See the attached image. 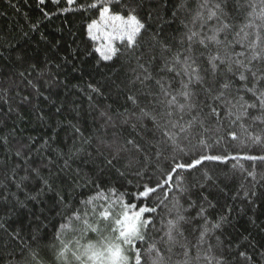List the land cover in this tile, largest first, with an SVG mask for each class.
Segmentation results:
<instances>
[{
	"label": "snow or ice",
	"instance_id": "obj_1",
	"mask_svg": "<svg viewBox=\"0 0 264 264\" xmlns=\"http://www.w3.org/2000/svg\"><path fill=\"white\" fill-rule=\"evenodd\" d=\"M48 3L53 8H41L43 18L80 14L84 54L109 73L102 83L72 86L87 99L86 109L41 91L69 87L60 79L63 63L53 72L50 59L41 63L21 50L15 62L22 70L0 79V243L19 250L8 264H230L239 245L221 236L232 209L210 218L215 205L205 192L218 188L220 177L202 166L234 161L244 199L256 206L255 184L264 186V172L256 170V162L264 165V0H38L37 6ZM72 71L82 68L72 63ZM25 84L31 91L21 96ZM107 90L124 97L122 110L95 102ZM22 106L35 111L42 134L23 135L9 124L11 114L21 118ZM229 139L239 144L235 153L226 151ZM241 161L252 162L251 170ZM106 172L133 190L102 184ZM249 177L255 184L246 188ZM49 214L58 218L50 239ZM25 215L27 238L23 220L20 230L6 226ZM236 255L244 264H264V252Z\"/></svg>",
	"mask_w": 264,
	"mask_h": 264
},
{
	"label": "trees",
	"instance_id": "obj_2",
	"mask_svg": "<svg viewBox=\"0 0 264 264\" xmlns=\"http://www.w3.org/2000/svg\"><path fill=\"white\" fill-rule=\"evenodd\" d=\"M38 0H0V44L4 47L0 48V52L3 53L0 56V79H6L8 75L22 70L15 62L16 55L22 50L29 54V58L38 60L43 63L45 60H51L49 65L50 69L55 72L54 65L57 63H63L64 68L61 72L60 79L66 81L68 88H52L45 89L41 87V91H44L45 96L51 95V100H56L58 103L64 102L66 99L69 101H77V103L83 107L88 108V101L85 96L78 91L73 85H79L83 87L86 82L102 83L105 81V74L109 73L108 68H96L95 60L93 57L87 56L84 53L87 51L86 45L88 43L87 37L84 33L83 20L78 13H68L67 15L53 16L52 19L43 18L41 8L45 10L53 8L51 3L43 6H37ZM15 5V7L13 6ZM38 24L39 27L36 30H32V24ZM28 33L27 37L22 34ZM55 41H60L61 46L59 48H53L51 45ZM75 53L78 59L73 60L70 53ZM68 56L69 61L75 63L77 67L82 68L81 72L72 71V63L64 61L63 57ZM103 90V89H102ZM31 91L25 85H21L20 95H26ZM15 102L20 103V96H17L15 92L12 93ZM96 103L101 106L111 105L115 109L122 110V105L125 103V99L122 95H117L115 90L105 91L103 97H94ZM39 107L48 110L49 104L41 97L38 101ZM20 119H13L15 113L8 117L10 125L14 124L23 135H40L42 134L37 130L36 113L30 106H22L20 109ZM92 120L89 116L86 122V126H91ZM94 131V126L90 129ZM238 133L240 129H235ZM112 129L108 130V138L111 137ZM129 130L124 131V135H128ZM103 135V133H101ZM225 146L222 143L216 151L224 150ZM239 148V144L236 142L227 141L226 151L228 153H235ZM246 151V150H245ZM257 151V150H254ZM234 161L229 160L227 164H221L219 162H205L202 166L207 168L210 172L220 177L219 187L210 189L205 192L208 199L215 205L214 208L209 209L210 218L218 219L221 214L226 213L228 208L232 209L229 214V219L232 221L231 225L226 227L224 235L221 239L226 244L230 243L236 248L228 255L230 264H244L243 260L236 255L237 251H247L251 254L253 251L264 252V186L261 184H255L251 177L245 182V187H251L255 184L257 196L254 198L256 206L253 207L244 199L243 191L240 189L239 174L234 173L232 164ZM246 168L251 170L252 162L241 161ZM257 172H264V165L256 162ZM235 176V178H233ZM128 179H133L131 176ZM259 179V177L257 178ZM102 184L107 183L109 185L114 184L121 191H132V185L120 180L115 172H106L101 177ZM135 183V180H133ZM84 192V190H81ZM240 193L237 196V193ZM85 194H87L85 192ZM29 207H32L30 204ZM34 211L39 214V206L33 208ZM50 222L45 221L48 224L47 232L49 239L53 231V224L57 222L58 218L51 217ZM30 216H22L19 218L14 217L9 220L7 227L9 231L13 228L20 230L21 224L18 221L23 220L25 231L23 235L27 238V227ZM159 227V225H157ZM219 234V233H217ZM248 242L254 247H248ZM13 251L18 252L15 246L8 243H0V264H8L10 259L14 257L11 255Z\"/></svg>",
	"mask_w": 264,
	"mask_h": 264
}]
</instances>
